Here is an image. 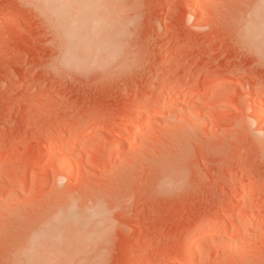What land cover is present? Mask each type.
Wrapping results in <instances>:
<instances>
[{"label":"rangeland","instance_id":"1","mask_svg":"<svg viewBox=\"0 0 264 264\" xmlns=\"http://www.w3.org/2000/svg\"><path fill=\"white\" fill-rule=\"evenodd\" d=\"M83 8L0 0V264H264V0Z\"/></svg>","mask_w":264,"mask_h":264},{"label":"bare ground","instance_id":"2","mask_svg":"<svg viewBox=\"0 0 264 264\" xmlns=\"http://www.w3.org/2000/svg\"><path fill=\"white\" fill-rule=\"evenodd\" d=\"M34 1V0H31ZM40 1L41 6L43 8H48L52 13H51V17L60 22L61 26H60V34L63 35L66 39H68V42H72L74 41V39L76 38V36H79V38L88 30V27L85 24V19H87V17H89V12H86L83 8L85 1L86 0H36ZM90 1V0H89ZM195 1V0H194ZM91 2H95V1H91ZM89 4V3H88ZM95 4V3H94ZM98 6V5H97ZM87 7V6H85ZM45 9V10H46ZM90 9V8H89ZM92 10V9H91ZM103 11V9H101ZM47 12H49L48 10H46ZM94 11V10H93ZM50 13V12H49ZM98 14V13H97ZM103 14V12H102ZM92 15H90L91 17ZM106 18V17H105ZM104 18V19H105ZM51 20V18H49ZM90 19V18H89ZM106 20V19H105ZM99 21V20H97ZM96 21V23H97ZM103 21V20H102ZM53 22V21H52ZM106 24V23H105ZM97 25H99L97 23ZM96 26V25H95ZM91 28V27H90ZM103 28V27H102ZM101 29V28H100ZM98 30V29H96ZM95 30V32H97ZM107 30V29H106ZM100 31V30H99ZM59 33V32H58ZM57 33V34H58ZM94 34V32L92 33ZM60 35V36H61ZM98 35V34H96ZM102 35V34H101ZM59 36V35H58ZM91 36V34H90ZM89 36V37H90ZM93 36V35H92ZM95 36V35H94ZM99 36V35H98ZM97 36V37H98ZM88 37V38H89ZM96 37V40H98ZM83 38V37H82ZM85 38V37H84ZM92 38V37H91ZM95 38V37H94ZM86 39V38H85ZM85 39H81V41H84ZM100 40V39H99ZM102 40V39H101ZM90 41V38L89 40ZM86 41V43L88 42ZM78 42V41H77ZM90 42L95 43V40H91ZM89 42V43H90ZM85 43V44H86ZM77 44V43H76ZM83 46L84 45L83 43ZM87 46L88 43H87ZM161 108V107H160ZM158 113V112H157ZM143 119V118H142ZM141 121V120H140ZM136 132H139L140 130V126H137V128H135ZM56 141V140H55ZM117 144V143H116ZM118 145V144H117ZM63 146L62 140H58L54 146V148H58V150H61ZM53 147V146H52ZM73 168V165H71L69 167V170H71ZM73 173V171H72ZM70 176V175H69ZM245 220V219H244ZM242 221V220H241ZM245 224V223H244ZM245 226V225H244ZM242 227V226H241ZM186 255V254H184ZM173 264H183L182 263V259L181 260H176Z\"/></svg>","mask_w":264,"mask_h":264}]
</instances>
